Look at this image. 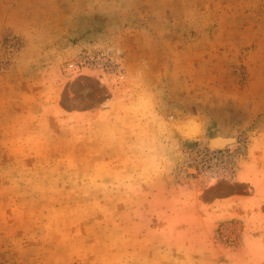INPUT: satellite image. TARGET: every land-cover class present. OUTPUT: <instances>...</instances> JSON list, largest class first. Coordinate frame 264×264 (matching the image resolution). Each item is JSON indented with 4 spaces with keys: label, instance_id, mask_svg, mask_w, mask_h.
Wrapping results in <instances>:
<instances>
[{
    "label": "rangeland",
    "instance_id": "obj_1",
    "mask_svg": "<svg viewBox=\"0 0 264 264\" xmlns=\"http://www.w3.org/2000/svg\"><path fill=\"white\" fill-rule=\"evenodd\" d=\"M0 264H264V0H0Z\"/></svg>",
    "mask_w": 264,
    "mask_h": 264
},
{
    "label": "water",
    "instance_id": "obj_2",
    "mask_svg": "<svg viewBox=\"0 0 264 264\" xmlns=\"http://www.w3.org/2000/svg\"><path fill=\"white\" fill-rule=\"evenodd\" d=\"M223 142L219 140V143L217 144L216 141H214L213 145L216 146V147H220V145L222 144Z\"/></svg>",
    "mask_w": 264,
    "mask_h": 264
}]
</instances>
